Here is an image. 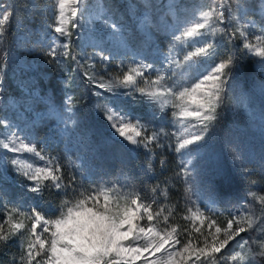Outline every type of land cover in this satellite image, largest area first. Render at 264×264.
I'll return each instance as SVG.
<instances>
[{"label":"snow or ice","instance_id":"1","mask_svg":"<svg viewBox=\"0 0 264 264\" xmlns=\"http://www.w3.org/2000/svg\"><path fill=\"white\" fill-rule=\"evenodd\" d=\"M188 7L183 0H54L44 37L29 50L39 45L46 62L61 71L75 64L73 71L96 97L95 112L109 139L130 152L144 151L147 173L165 152L178 157L174 176L185 186L181 207L189 223L173 222L178 204L168 207L160 200L159 184L134 188L81 178L65 156L51 154L53 144L71 145L91 131L66 82L58 105L48 97L47 114L27 116L33 111L28 106L9 118L0 108V171L12 168L22 187L41 199L46 192L58 198L48 207L24 210L0 191V250L13 240L18 245L7 264H264V195L251 190L257 181L246 171L250 154L239 146L229 150L249 190L246 200L229 202L224 212L210 206L215 199L205 204L191 186L188 159L216 134L241 63L251 59L264 73V0L255 6L247 0H210L207 6H190V13ZM132 9L136 43L120 16ZM12 11L0 5V44ZM257 11L258 20L252 18ZM165 40L167 51L160 46ZM15 63L13 51L0 48V76ZM6 92L0 78V103L7 104ZM260 118L264 135V107ZM19 120L29 122L22 126ZM159 163L164 167L167 161ZM260 163L264 167V154Z\"/></svg>","mask_w":264,"mask_h":264},{"label":"rangeland","instance_id":"2","mask_svg":"<svg viewBox=\"0 0 264 264\" xmlns=\"http://www.w3.org/2000/svg\"><path fill=\"white\" fill-rule=\"evenodd\" d=\"M29 2L35 7H26ZM91 2L94 3L95 0ZM126 2L131 0H119L120 4ZM209 2L210 0H183V3L189 6L187 8L189 13L193 11L190 6H207ZM247 2L255 6L256 0H247ZM0 5L12 6L13 9L11 19L6 25L4 43L0 44V48H9L16 56V63L0 76L7 89V104L0 103V108L6 109L9 118L19 116L23 113L24 107L28 106L33 111L25 114L27 116L36 118L37 113L47 114L49 106L52 105L48 97H53L58 105L59 99L65 95L64 86L67 82L70 85L67 93L78 102L81 119L90 126L91 131L83 137H74L71 145L66 142L53 144L49 149L51 154L65 156L64 162L75 165V169H79L78 174L81 178L89 176L96 180L119 181L134 188H149L159 184L163 193L160 200L168 207L178 204L177 212L172 218L173 222L182 225L189 223L183 220L184 210L181 207L185 186L174 176L178 157L171 158L170 155L173 153L165 152L161 158L166 159V166H160L156 174L147 173L144 151L130 152L109 139L107 125L95 112L96 97L89 96L88 88L80 74L73 71L75 64H68L61 71L46 62L39 45H35V51L29 50L33 48L35 41L44 37L47 23L50 22L54 11V0H0ZM135 12L136 9H132L127 15L123 10L120 12L121 18L128 26L132 43H136L139 39L134 32ZM129 16L131 19L128 18ZM252 18L258 20L259 12H255ZM172 22H175V17L172 18ZM113 43L119 46V42L113 41ZM166 45V40L160 44L164 51H167ZM129 49L131 50V44ZM88 51H92L91 47ZM247 64L250 66L240 65L235 79L231 82L233 88L229 91L221 111L216 134L198 154L193 153L191 157H188L192 161L189 164V168L192 169L191 186L205 204L209 203L210 198L215 199L217 203L210 206L219 212H224L229 202L235 204L247 199L248 178L235 169L229 151L234 146H239L250 154L251 159L246 166V171L251 172V178L257 181L251 190L264 195V167L260 163L261 155L264 154V135L261 131L260 118V110L264 107V95L261 93L264 87V73L253 60ZM112 72L116 73L115 67L112 68ZM44 81L48 84L44 85ZM169 116H171V110H169ZM48 118L54 119V116ZM18 122L23 126L29 121L19 120ZM37 126L44 128L42 124ZM43 134L44 132L41 131L40 135L43 136ZM29 162L37 163L38 161L34 157H29ZM149 177L157 179L154 185V182L150 185ZM21 180L22 178L10 167L0 171V191L7 192L5 198L7 199L14 192L16 198L14 203L18 202L21 208L27 199V209L29 205L48 207V204L40 203L34 198L35 194L22 187ZM165 187L171 189V197L166 196ZM258 207L257 204V211ZM224 221L225 217L220 216L218 222L222 226ZM0 264H7V262ZM137 264H141V261H137Z\"/></svg>","mask_w":264,"mask_h":264},{"label":"trees","instance_id":"3","mask_svg":"<svg viewBox=\"0 0 264 264\" xmlns=\"http://www.w3.org/2000/svg\"><path fill=\"white\" fill-rule=\"evenodd\" d=\"M251 59H246L244 60L241 64L242 65H247V66H250L248 65L247 63H250ZM48 82L44 81V85H47ZM171 158H174L175 155L174 154H171L170 155ZM161 159V157H157L155 160H154V168H153V172L156 174L159 167L161 166L160 163H159V160ZM165 167V166H164ZM149 182H150V185L153 183V185L155 184V182L157 181V179L154 180V177H149ZM4 193H7L6 191H4ZM165 193H166V196L167 197H171L172 196V192H171V189L169 187H165ZM161 197V196H160ZM159 197V198H160ZM30 198V197H28ZM35 199H38L40 203H46L49 205H52V204H55L58 202V198L55 194V192H52V193H48L46 192L43 199L37 197V196H34ZM6 199V198H5ZM15 197H14V192H12V195H10L6 201L10 204V205H17L19 204L18 202L17 203H14L15 202ZM28 199L23 202V205H22V208L23 209H27V203ZM20 205V204H19ZM0 209L1 211L3 210V201H0ZM18 251V245H17V242L15 240L11 241L9 246L5 249H2L0 250V263H4V262H8L12 256L14 254H16Z\"/></svg>","mask_w":264,"mask_h":264}]
</instances>
